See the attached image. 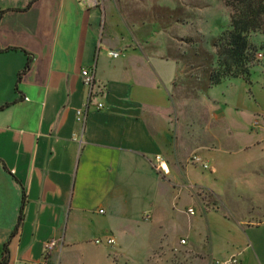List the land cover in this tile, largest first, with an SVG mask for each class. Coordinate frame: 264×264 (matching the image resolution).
Masks as SVG:
<instances>
[{
  "label": "crops",
  "instance_id": "0c3cea01",
  "mask_svg": "<svg viewBox=\"0 0 264 264\" xmlns=\"http://www.w3.org/2000/svg\"><path fill=\"white\" fill-rule=\"evenodd\" d=\"M0 13V259L6 244V264H41L54 241L50 263L70 264L74 249L92 238L111 235L116 243L119 222L153 217L161 189L168 201L178 174L186 175L183 158L171 159L169 90L180 64L166 46L139 45L109 1L0 0ZM82 69L93 70L96 85L80 124ZM235 81L244 80L222 83ZM249 83L248 102L223 97L211 113L215 121L230 117L248 140L235 149L248 161L233 167L244 171L245 204L231 213L220 255L264 264L262 66L249 70ZM156 156L167 173L155 168Z\"/></svg>",
  "mask_w": 264,
  "mask_h": 264
},
{
  "label": "rangeland",
  "instance_id": "374dc122",
  "mask_svg": "<svg viewBox=\"0 0 264 264\" xmlns=\"http://www.w3.org/2000/svg\"><path fill=\"white\" fill-rule=\"evenodd\" d=\"M103 1L115 6L117 16L143 48L166 46L170 55L184 56L178 62L184 72L175 78L169 94L170 128L175 144L171 159L176 163L180 156L183 158L180 163L186 167V175L178 174L168 201L161 189L155 211L158 216L119 222V239L114 245H96L92 238L74 249V261L70 264H211L210 257L213 262L221 261L231 213L245 204L242 192L248 186L241 178L244 171L233 167L248 161L247 152H235L248 140L237 133L230 117L215 121L211 113L216 110V101L220 105L223 97L230 103L231 98L248 102L250 83L244 79L246 83L221 82L200 91L199 82L204 79L202 71L210 61L216 62L211 41L229 29V10L222 0ZM248 40L257 49L262 48L249 70L254 66L264 68V36L252 32ZM253 118L249 113L246 124ZM201 143L212 144V148L209 152L199 150ZM193 156H199L207 167L194 163ZM201 188L220 196L218 209H214L207 190H203L205 200L197 195ZM188 208L194 210V215L187 213ZM105 215H98L97 220L104 221ZM181 238H185L184 244H180ZM103 247L107 248L99 255Z\"/></svg>",
  "mask_w": 264,
  "mask_h": 264
},
{
  "label": "trees",
  "instance_id": "16d2710c",
  "mask_svg": "<svg viewBox=\"0 0 264 264\" xmlns=\"http://www.w3.org/2000/svg\"><path fill=\"white\" fill-rule=\"evenodd\" d=\"M222 2L229 10L230 27L211 41L215 49L216 62L210 61L202 71L204 79L199 82L200 91H206L226 78H242L249 82V67L256 60L257 51L262 49L251 45L248 35L252 32H259L264 36V0H222ZM173 57L177 62L184 58V56L174 55ZM29 65L30 62H27L25 67L18 72V78L29 69ZM183 72V70L180 71L177 77ZM203 190L208 191L207 196L212 197L214 209H218L219 197L213 191L201 188L197 195L202 200L206 198ZM7 260L8 250L5 244L0 264H6Z\"/></svg>",
  "mask_w": 264,
  "mask_h": 264
},
{
  "label": "built area",
  "instance_id": "2783aa9c",
  "mask_svg": "<svg viewBox=\"0 0 264 264\" xmlns=\"http://www.w3.org/2000/svg\"><path fill=\"white\" fill-rule=\"evenodd\" d=\"M109 54L113 57H116L118 55V51L112 50L109 52ZM80 74H81L82 83L87 88V100L85 102L84 109L76 111V121L80 124H83L85 120L86 112L89 106L92 104V98L95 94L94 89L96 84H95V77L93 70L82 69ZM94 106L97 109L103 108V104L101 102L94 103ZM254 124L257 125L258 122L255 121ZM155 161L157 162L155 168L162 173H167L168 170L167 168L164 167L166 165L165 160L160 156H156ZM192 161L194 163H198L204 169L207 167L206 163L202 162L199 156H193ZM187 213L189 215H194V210L192 208H188ZM179 242L180 244H184L185 239H180ZM93 243L96 245L104 244L106 246H112L114 245L115 240L113 236L106 235L103 237H96L95 239H93ZM54 245H55L54 241H49L45 244L44 256L41 264H51L49 260V254L52 248L54 247ZM214 264H241V262L237 255H233L228 258H224L221 261H215Z\"/></svg>",
  "mask_w": 264,
  "mask_h": 264
}]
</instances>
